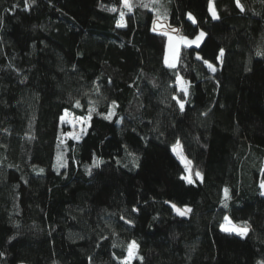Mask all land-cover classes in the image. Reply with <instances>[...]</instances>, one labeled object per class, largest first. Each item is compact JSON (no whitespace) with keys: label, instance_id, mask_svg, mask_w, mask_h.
<instances>
[{"label":"trees","instance_id":"trees-1","mask_svg":"<svg viewBox=\"0 0 264 264\" xmlns=\"http://www.w3.org/2000/svg\"><path fill=\"white\" fill-rule=\"evenodd\" d=\"M130 2L0 0V264H122L133 240L132 264H264V0H213L217 20L209 0ZM154 16L205 33L174 69ZM65 112L87 127L60 144ZM177 141L200 181L181 179Z\"/></svg>","mask_w":264,"mask_h":264},{"label":"snow or ice","instance_id":"snow-or-ice-1","mask_svg":"<svg viewBox=\"0 0 264 264\" xmlns=\"http://www.w3.org/2000/svg\"><path fill=\"white\" fill-rule=\"evenodd\" d=\"M121 2H122V6L124 8H127L129 12L134 7V5L130 2V0H121ZM155 3H159V0H150V3H142L139 6L144 7V8H148L149 10H152L151 9V4H155ZM236 6H237V8L240 9L241 12L245 11L243 5L240 3V0H236ZM25 7L27 8V3L25 5ZM106 10L110 11V12H116L117 8L116 7H112V8H108ZM208 10H209V13H210V15H211L213 20L219 19V16L217 15V12H216L214 4H213V0H209ZM187 16H188V19L191 20L193 24L197 23L196 18L192 15V13H188ZM165 18H166V14H165ZM116 26L118 28L126 26V24L124 23V13L123 12L120 13V18L117 21V25ZM153 30L155 31V22H154ZM177 31H178L177 29H171V32H173V33H176ZM164 34L168 35V41H169L168 49L171 52V59L169 57L168 52L165 53L164 63H165L166 66H168L169 68H173V69L176 67L177 52H178L179 45L181 43H183L185 45H188V46H191V45L194 44L197 48H199L200 47V41L205 36V33L203 31H201L197 36H195L194 39H191V40L188 39L187 37H182V36H175L174 37L172 35H169L167 32H165ZM223 56H224V50L221 49L219 55L217 56V60H221ZM196 59L197 60H201L202 57L199 54H197ZM204 64L206 65V67L210 71H212V72L216 71V69L213 67V65L211 63H209L207 60H204ZM176 79H177V83H178V89L177 90L183 93V99L186 100L188 95H189L188 89H189L190 85H188L187 82L183 81L182 78L179 76V74L176 75ZM97 91H99V89H97ZM173 99L177 100V103L179 104L180 110H181V112H183L184 111V107H185L184 102H182L180 99H177L176 96H173ZM75 106L79 107V101L76 102ZM113 107H115V102H113ZM91 111H94V109H90V112ZM67 115H68V113L65 112V115L61 117V121H64V119H65V117ZM90 118H91V116L89 115L88 119H90ZM104 118L108 119L109 117L105 116ZM178 147H179V141H177V144L175 146H173V152L174 153L177 152ZM57 160H58V166L59 167H64L65 166L62 157L58 156ZM134 161H135V158H134ZM181 162L185 164V170L189 171L188 165L191 164V161H188V160H186V158L182 157L181 158ZM99 163H100L99 161H95L94 164H93V167H97L99 165ZM39 171L43 172V169H40ZM196 177L198 179H202V177L200 176V173H198V172L196 173ZM181 179H187L188 183H192V180L190 178L181 177ZM259 188H260V193L259 194L261 196H264V181H262L259 184ZM228 198H229L228 189L225 188L224 189V199H225V201ZM224 207H227L226 203L224 204ZM172 208L176 212V214L179 215V216H185V215H187V213L192 211V209H190V208L178 209L176 207V205H172ZM132 211L135 212V211H138V210L136 208H133ZM122 219H123V217H122ZM224 221H225V224H222L220 226V230L222 232L234 233L235 235H237V236H239L241 238H244L245 236L248 235V232H249L250 228H249V225L246 222L243 223L242 225H233L232 221L229 219L228 216L224 217ZM125 222L128 223L129 221H125ZM225 225H227V226H225ZM113 246L115 247V245H113ZM138 253H139V245H138V243L135 240H133L132 242H130L127 245V255L123 259L122 264H132V261L138 257ZM0 255H2V254H0ZM140 259H142V257H140Z\"/></svg>","mask_w":264,"mask_h":264},{"label":"rangeland","instance_id":"rangeland-1","mask_svg":"<svg viewBox=\"0 0 264 264\" xmlns=\"http://www.w3.org/2000/svg\"><path fill=\"white\" fill-rule=\"evenodd\" d=\"M150 21V23H149V28H150V30L151 31H153V32H155V33H159V34H162V35H164L165 36V48H164V54H163V57H165V53L166 52H168V54H169V57H170V59H171V52L169 51V49H168V43H169V41H168V35H165L164 33L165 32H167L169 35H172V36H182L181 34H180V32H179V29H178V27H176V26H174V25H171V24H169L166 20H164L163 18H161V17H159V16H154L152 19H150L149 20ZM154 22H155V31L153 30V28H154ZM171 29H177L178 31L176 32V33H173V32H171ZM201 32V31H200ZM199 32V33H200ZM198 33V34H199ZM182 37H184V36H182ZM195 38V37H194ZM194 38H188V39H194ZM204 38V37H203ZM203 38H202V40L200 41V44H201V42L203 41ZM182 46H186V47H195V48H197L194 44L193 45H191V46H188V45H185V44H183V43H181L180 45H179V47H178V52H177V60H176V64H177V61H178V56H179V51H180V48L182 47ZM165 64V63H164ZM168 67V66H167ZM175 86H176V88L178 89V83H177V81H176V83H175ZM60 123H61V125L62 126H64L65 128H66V130H67V133L66 134H64L63 136H62V138H61V142H60V144H64V143H66V141L67 140H69V139H72L73 141H78L82 136H83V134L85 133V130H86V121L85 120H83V119H74V118H72L71 116H69V115H67L66 117H65V119H64V121H61L60 120ZM177 144V142L174 144V145H172V147H171V152H172V154L174 155V157L181 163V165L183 166V168H184V177H187V178H190L191 180H192V182H194L195 180H194V178H196L197 180H201V179H198L197 177H196V173L197 172H193V170H192V166H191V164L190 165H188V169H189V171H186L185 170V164L184 163H182L181 162V158L183 157V158H186V160H188V161H190L188 158H187V156L185 155V153H184V151H183V148H182V145H181V142L179 141V147H178V149H177V152L176 153H174L173 152V146H175ZM55 166H57V164H56V162H55ZM201 176V175H200ZM186 181H188L187 179H185ZM261 183V182H260ZM169 205L172 207V205H176V204H173V203H169ZM176 207L178 208V209H185V208H190V207H188V206H178V205H176ZM172 210H173V208H172ZM173 212L176 214V212L173 210ZM189 214H190V212L189 213H187V215H185V216H181V217H188L189 216ZM177 215V214H176ZM179 216V215H178ZM230 219V218H229ZM231 220V219H230ZM222 224H225V221H224V219H223V222H222ZM232 224L233 225H237V224H235V223H233L232 222ZM225 226H227V225H225ZM228 233V232H227ZM234 234V233H233Z\"/></svg>","mask_w":264,"mask_h":264}]
</instances>
